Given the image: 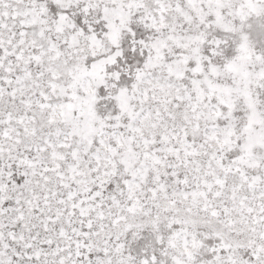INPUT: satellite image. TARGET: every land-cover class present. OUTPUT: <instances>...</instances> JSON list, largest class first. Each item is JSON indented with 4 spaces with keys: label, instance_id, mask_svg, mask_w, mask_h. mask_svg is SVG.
I'll list each match as a JSON object with an SVG mask.
<instances>
[{
    "label": "snow or ice",
    "instance_id": "obj_1",
    "mask_svg": "<svg viewBox=\"0 0 264 264\" xmlns=\"http://www.w3.org/2000/svg\"><path fill=\"white\" fill-rule=\"evenodd\" d=\"M0 264H264V0H0Z\"/></svg>",
    "mask_w": 264,
    "mask_h": 264
}]
</instances>
